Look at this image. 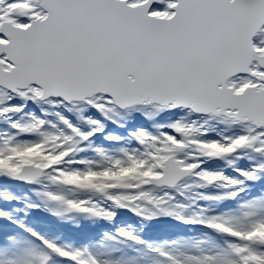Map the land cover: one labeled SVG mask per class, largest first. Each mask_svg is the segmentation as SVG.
Listing matches in <instances>:
<instances>
[{"label":"snow or ice","instance_id":"6c2138e0","mask_svg":"<svg viewBox=\"0 0 264 264\" xmlns=\"http://www.w3.org/2000/svg\"><path fill=\"white\" fill-rule=\"evenodd\" d=\"M29 102L45 118L26 113ZM44 105L55 111L44 112ZM64 111L80 113L88 129L74 125ZM89 112L106 120L120 112L149 120L178 113L155 124L154 132L131 131L134 144L117 147L123 155L93 150L111 171L140 163L149 172L111 189L92 186L107 207L86 200L65 203L54 190L68 176L103 171L104 165L81 155L84 142L103 132L102 121L85 115ZM192 116L196 119L187 120ZM210 120L230 122L231 134L209 138ZM0 123L6 125L0 126V160L12 149L37 144L43 155L58 157L46 167H0V177L36 186L39 199L28 208L108 222L114 210H128L145 221L167 216L200 225L220 237L215 247L197 245L183 255L172 250L180 241L149 242L125 228L74 246L0 208V264H251L250 255L264 264V240L243 239L264 227V191L241 199L246 181L264 182V0H0ZM245 158V166H236ZM212 160L231 166L236 175L201 167ZM40 176L49 178L52 189L41 190ZM185 177L198 179L195 187L219 184L225 190L201 193L200 199L235 206L218 214L206 215L204 209L188 214L177 209L191 205L169 191L160 198L148 191L164 186L187 200L178 191ZM57 203L63 213L55 210ZM238 210L243 223L226 219ZM8 226L13 230L4 231Z\"/></svg>","mask_w":264,"mask_h":264},{"label":"rangeland","instance_id":"374dc122","mask_svg":"<svg viewBox=\"0 0 264 264\" xmlns=\"http://www.w3.org/2000/svg\"><path fill=\"white\" fill-rule=\"evenodd\" d=\"M42 108L44 112L48 113L55 111V109H52L47 105L42 106ZM25 111L26 113L31 112L37 117H41V108L34 104L28 105ZM63 114L69 117L73 124L75 122H79L78 124L81 125V128L84 130L88 129V125H86L83 120L79 119L80 113L76 111L73 113L64 111ZM85 115H90L93 119L101 120L103 132L95 135L90 141L84 142L82 145L84 147V152L81 155L89 158L92 157L96 164L104 165L103 171L97 172L96 174L85 173L83 175L68 176L66 177L67 184L58 185L54 190L59 192V194L64 198L65 203L69 201L81 202L86 200L94 201L100 206L107 207V205H103L102 203L103 196L101 192L93 191L92 186H99L101 189H111L120 184V182L125 178L142 180L143 178L149 176V172L141 171L143 165L140 163L133 164L128 168H118L116 171H111V169L107 167V161L103 158V155L93 150L96 147L112 149L110 154L116 155V153L119 152L117 147L126 149L132 145V143L127 139L131 138L129 135L131 131H135L137 128H144L147 131L154 132L155 128L153 126L155 124L175 119L178 116V113H164L159 115L154 120H149L140 113L126 115L125 113L120 112L119 114H112L110 117L111 120L103 119L93 112L85 113ZM46 118L54 119L51 115H48ZM26 119L27 117L25 116V120ZM191 119H196V117H187V120ZM24 123L27 124L29 122L25 121ZM0 126L6 125L0 123ZM206 127L210 128L208 134L209 138H217L216 133L218 132L224 135H230L231 132L229 129L232 128L225 123L217 124L215 123V120H210ZM111 128H117L118 130L116 129V133H113L110 131ZM108 136L119 137L120 139L118 142H110L106 139ZM20 138L24 139L27 137L21 136ZM108 144H111V146L109 147ZM209 150L220 151L221 149L210 147ZM56 159H58V157L53 156L51 152H49L46 156L43 155L41 146L37 144L36 146L30 148L12 149L9 155H6L4 159L0 160V167H12L13 169H17L23 164H34L36 166L43 164L44 166H47L54 163ZM245 161L246 158L236 166H245ZM216 162H220V165L216 164ZM221 163L222 161L212 160L202 164L201 167L206 168L209 171H222L227 176L236 175L231 166L226 168L227 171L222 170ZM41 180L42 181L38 182L41 185H45V187L43 189L41 188V190L47 192L49 189H52V182L47 176H44ZM19 183H21V185L0 177V208L12 212L13 215L21 218L25 224L32 227L34 230L42 234H46L50 238H55L60 243L72 244L74 246L97 243L102 239L104 233H113L117 228H125L126 230H130L135 233V229H133V220L136 219V215L128 210L121 209L114 210L118 214L116 217H113L111 222L102 219H86L78 215H73L70 218L67 214L63 217H57L51 212L43 209H32L35 212L36 219L34 222H30L28 221L29 218L27 214L30 208H28L27 205L29 203L37 202L39 199L35 194L36 186L24 185L26 183L22 181H19ZM198 183H200V181L195 177L186 179L184 183L181 181L182 187L178 189V191H183V196L188 197L187 202L190 203L191 207L188 211V208L183 210L177 209L178 211H185L186 213L191 214L193 212H198L200 209H204L207 215L218 214L222 211H229L235 206L234 201L218 202L200 199L199 195L201 193L204 195H219L225 190L219 184L205 188L195 187ZM251 183L249 182L245 186L244 192L241 193V199L254 196L257 193L264 191V182H255L253 183V189H249ZM91 184L92 186H90ZM69 185H74L76 187H69ZM148 191H150L152 195H155V193H161V196H158V198H160L164 196L165 191L167 190L162 192L156 191V189H153L150 186ZM6 196H11L13 199L10 201L6 200ZM175 199L177 200V198ZM171 203H175V201H172ZM54 208L57 211L62 213L64 212V207L60 203L55 204ZM123 216H128L129 219L124 220ZM226 219H231L234 223L241 224L243 223L242 211L238 210L235 213H230ZM142 223L147 229L146 235L147 241L149 242L167 241L171 243L173 241H180L178 244L172 245L174 255H183L189 252L194 253L197 251V245L199 248H212L215 247V243L217 242L213 240V237H211L208 229L200 225H185L178 220H173L172 217L157 216L149 221H145L142 218ZM58 228L61 230H58ZM12 230L11 226L7 229L9 232ZM243 239L251 241L264 240V227L257 226L253 230L245 233L243 235ZM246 259L251 261V264H260L258 257L250 255ZM149 264H151V262H149Z\"/></svg>","mask_w":264,"mask_h":264},{"label":"water","instance_id":"95a60500","mask_svg":"<svg viewBox=\"0 0 264 264\" xmlns=\"http://www.w3.org/2000/svg\"><path fill=\"white\" fill-rule=\"evenodd\" d=\"M224 122L230 124V122H228V121H224ZM230 125H232V124H230ZM27 166H31V165H27ZM41 177H42V176H40V178H41Z\"/></svg>","mask_w":264,"mask_h":264},{"label":"bare ground","instance_id":"6f19581e","mask_svg":"<svg viewBox=\"0 0 264 264\" xmlns=\"http://www.w3.org/2000/svg\"><path fill=\"white\" fill-rule=\"evenodd\" d=\"M119 217V216H118Z\"/></svg>","mask_w":264,"mask_h":264}]
</instances>
